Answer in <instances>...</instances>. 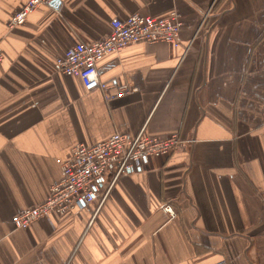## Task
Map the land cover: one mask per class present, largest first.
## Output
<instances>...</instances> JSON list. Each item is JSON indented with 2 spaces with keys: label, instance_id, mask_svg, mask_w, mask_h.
Segmentation results:
<instances>
[{
  "label": "crops",
  "instance_id": "1",
  "mask_svg": "<svg viewBox=\"0 0 264 264\" xmlns=\"http://www.w3.org/2000/svg\"><path fill=\"white\" fill-rule=\"evenodd\" d=\"M25 1L0 0V264H264V0H58L8 28ZM172 10L179 47L138 42L98 63L124 95L55 73L114 18ZM141 128L181 142L114 182L104 174L84 209L13 226L74 144Z\"/></svg>",
  "mask_w": 264,
  "mask_h": 264
},
{
  "label": "built area",
  "instance_id": "2",
  "mask_svg": "<svg viewBox=\"0 0 264 264\" xmlns=\"http://www.w3.org/2000/svg\"><path fill=\"white\" fill-rule=\"evenodd\" d=\"M50 2L26 0L8 19V28L23 24L29 13ZM182 26V17L176 10L161 16L136 12L124 18H114L105 37L76 42L57 56L54 71L61 76L78 77L87 89H101L107 99L122 96L130 90L129 86L117 80L102 81L98 63L106 55L138 42H165L177 48L180 46ZM2 58L0 47V62ZM180 142L175 133L161 137L141 128L133 134L115 131L92 144L76 143L67 157L55 159L61 176L49 186L44 200L14 214L11 222L17 229H26L35 220L48 217L51 213L63 215L71 210H82L94 203L99 181L104 174H108L111 182H114L120 175L141 169L151 158L168 155ZM164 209L169 216H174L169 205H165ZM217 264L228 263L221 261Z\"/></svg>",
  "mask_w": 264,
  "mask_h": 264
},
{
  "label": "water",
  "instance_id": "3",
  "mask_svg": "<svg viewBox=\"0 0 264 264\" xmlns=\"http://www.w3.org/2000/svg\"><path fill=\"white\" fill-rule=\"evenodd\" d=\"M50 4L54 7H58L59 1L58 0H51Z\"/></svg>",
  "mask_w": 264,
  "mask_h": 264
}]
</instances>
